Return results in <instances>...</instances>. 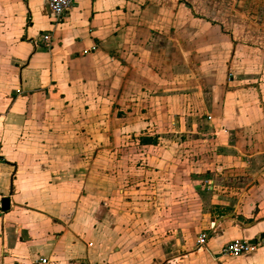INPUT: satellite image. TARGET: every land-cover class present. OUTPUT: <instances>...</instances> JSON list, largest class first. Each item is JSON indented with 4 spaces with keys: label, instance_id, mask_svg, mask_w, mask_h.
I'll list each match as a JSON object with an SVG mask.
<instances>
[{
    "label": "crops",
    "instance_id": "obj_1",
    "mask_svg": "<svg viewBox=\"0 0 264 264\" xmlns=\"http://www.w3.org/2000/svg\"><path fill=\"white\" fill-rule=\"evenodd\" d=\"M186 116L209 117L228 186L189 240L173 148L122 156ZM0 196V264H264V0H73L58 22L0 0ZM235 240L253 249L223 256Z\"/></svg>",
    "mask_w": 264,
    "mask_h": 264
},
{
    "label": "rangeland",
    "instance_id": "obj_2",
    "mask_svg": "<svg viewBox=\"0 0 264 264\" xmlns=\"http://www.w3.org/2000/svg\"><path fill=\"white\" fill-rule=\"evenodd\" d=\"M208 122L207 116L165 118L162 122V130H159L157 126L147 127V129L139 128L136 135L125 139L131 144L122 150L125 162L129 163L125 167L128 173L134 165L138 170L148 167L143 158L147 155L157 156L162 146L173 148L174 157L178 158V163L173 166V172L181 177L179 185L183 190L179 194L180 197L175 194L173 202L176 204L182 201L180 206L185 209V212L182 217L175 208L170 209L169 222L172 224L174 222L175 226L169 228V235H176L178 219L181 220L179 233L186 240L196 237L200 231H203L199 225L206 222L209 216L222 214L220 210L213 211L211 206L217 207L224 202V197H218V195L228 187L221 175L223 173L221 170L225 167L226 152L222 141L213 137V131H209ZM136 176L139 183L145 181L143 173H136ZM206 179L216 180L215 189L210 190L204 187ZM175 180H177L176 177H174V183H176ZM230 200L233 202L234 197L229 198V202ZM194 209L200 212H193ZM196 215H200L199 220H194L193 216Z\"/></svg>",
    "mask_w": 264,
    "mask_h": 264
},
{
    "label": "built area",
    "instance_id": "obj_3",
    "mask_svg": "<svg viewBox=\"0 0 264 264\" xmlns=\"http://www.w3.org/2000/svg\"><path fill=\"white\" fill-rule=\"evenodd\" d=\"M48 5L50 12L57 22L62 19V17L70 10V8L73 6V0H48ZM50 40L49 35L43 36V42L48 43ZM35 45L37 46L38 43L36 42ZM207 186H210L211 184L209 182H206ZM2 200L3 197L0 196V216L3 214L2 212ZM208 240L207 234H201L198 238V248H203L206 245V242ZM253 249L252 244L241 241V240H235L230 242L223 250L222 255L227 257H239L243 254L249 253ZM39 263L46 264L47 259L40 258Z\"/></svg>",
    "mask_w": 264,
    "mask_h": 264
},
{
    "label": "water",
    "instance_id": "obj_4",
    "mask_svg": "<svg viewBox=\"0 0 264 264\" xmlns=\"http://www.w3.org/2000/svg\"><path fill=\"white\" fill-rule=\"evenodd\" d=\"M10 209V199L3 198L2 200V212H6Z\"/></svg>",
    "mask_w": 264,
    "mask_h": 264
}]
</instances>
